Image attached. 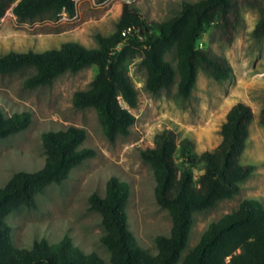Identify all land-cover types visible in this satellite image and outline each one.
I'll return each instance as SVG.
<instances>
[{
    "label": "trees",
    "instance_id": "obj_1",
    "mask_svg": "<svg viewBox=\"0 0 264 264\" xmlns=\"http://www.w3.org/2000/svg\"><path fill=\"white\" fill-rule=\"evenodd\" d=\"M253 10L257 19L253 37H264V0H199L183 3L168 20H144L133 3H123L115 30L109 36L96 35V49L78 43H64L42 53L11 52L0 57V75L26 69L33 74L28 88L50 86L63 74H76L95 67L96 75L85 91L73 94L77 109H93L109 142L126 136L135 123L130 110L137 107V91L129 77L136 59L145 71L144 88L156 95L175 83L177 95L186 100L203 72L214 81H228L232 70L226 59L197 47L207 25L217 37L231 42L242 23L244 10ZM74 0H0V22L10 11L17 22L26 23L43 16L51 19L73 14ZM173 53L175 69L165 60ZM254 119L250 107L237 102L226 113L220 127V141L213 150L196 154L192 142H179L171 130L153 137V146L141 152L155 179V200L171 220L168 237L156 238L157 253L150 256L137 246L128 228L127 185L111 178L102 197H89V209L99 214L101 243L109 253L108 264H178L185 250L195 213L233 199L254 170L239 161L246 148ZM264 127V103L258 115ZM30 124L27 112L6 117L0 111V140L25 130ZM86 138L82 129L41 135L45 154L43 167L34 172H16L0 188V264H104L94 254L71 250L65 241L48 247L43 241L31 249L17 248L5 219L19 209L35 206V197L49 185H59L70 172L94 157V151L80 148ZM196 172V173H195ZM196 174V175H195ZM182 264H264V211L254 201L242 200L238 208L208 225L198 243Z\"/></svg>",
    "mask_w": 264,
    "mask_h": 264
},
{
    "label": "rangeland",
    "instance_id": "obj_2",
    "mask_svg": "<svg viewBox=\"0 0 264 264\" xmlns=\"http://www.w3.org/2000/svg\"><path fill=\"white\" fill-rule=\"evenodd\" d=\"M199 0H74L73 14L62 13L55 19L43 16L19 23L8 11L0 22V57L11 52L42 53L58 49L64 43H78L96 49V35L109 36L115 30L123 3H133L146 21L161 23L181 8L183 3ZM257 13L244 10L242 23L231 42L220 40L211 24L202 33L197 47L226 59L232 70L228 81H214L203 72L197 74L190 98L177 95L175 83L156 95L144 88L145 71L136 59L129 66V77L137 91L138 104L130 110L134 125L126 136L109 142L102 132L96 112L73 106V94L85 91L96 75L90 67L76 74L66 73L50 86L28 88L26 79L33 70L0 75V111L9 117L27 112L29 126L18 134L0 140V188L16 172L34 173L45 161L41 135L82 129L86 138L80 148L94 151V157L74 168L59 185H49L35 197L31 209H19L6 219L11 242L17 248L31 249L43 241L51 247L65 241L71 250L94 254L108 264L109 253L101 243L103 233L98 213L89 209V197H102L106 184L116 178L127 185L128 228L138 247L150 256L157 253L156 238L168 237L170 217L155 200V179L141 152L153 146L154 135L171 130L179 142L189 139L196 154L213 150L220 141V127L228 110L237 102L247 104L254 119L249 128L240 165L254 167L251 177L239 193L209 210L195 213L185 254L199 241L212 222L235 211L242 200H251L264 211V127L258 115L264 103V37L255 39L253 28ZM165 60L175 69L173 53ZM196 173V172H195ZM196 175V174H195Z\"/></svg>",
    "mask_w": 264,
    "mask_h": 264
}]
</instances>
